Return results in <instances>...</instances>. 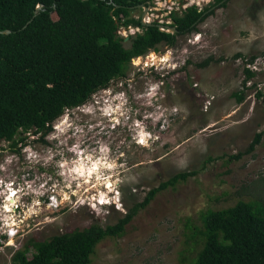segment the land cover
Listing matches in <instances>:
<instances>
[{
	"label": "rangeland",
	"instance_id": "rangeland-1",
	"mask_svg": "<svg viewBox=\"0 0 264 264\" xmlns=\"http://www.w3.org/2000/svg\"><path fill=\"white\" fill-rule=\"evenodd\" d=\"M192 4L213 0H148L129 14L170 24L171 10ZM212 9L197 30L133 58L122 78L65 110L43 139L0 143V264L17 250L30 257L31 239L115 224L181 171L195 174L158 192L121 235L101 239L89 264H189L202 212L238 200L264 205V135L252 145L264 130L256 96L264 91V0ZM134 32L119 28L125 41ZM251 56L258 72L244 89Z\"/></svg>",
	"mask_w": 264,
	"mask_h": 264
},
{
	"label": "trees",
	"instance_id": "trees-1",
	"mask_svg": "<svg viewBox=\"0 0 264 264\" xmlns=\"http://www.w3.org/2000/svg\"><path fill=\"white\" fill-rule=\"evenodd\" d=\"M146 1L0 0V31H11L0 32V143L25 144L29 135L43 139L65 110L85 104L92 94L122 78L133 58L159 43L174 45L179 36L197 30L214 5L224 7L229 0L171 10L172 23L143 25L140 16L129 13ZM38 4L42 7L36 11ZM127 26L140 31L125 41L118 30ZM169 27L175 32L166 31ZM244 72L241 85L245 89L255 73L246 67ZM244 89L233 93L238 102ZM256 96L264 105V91H257ZM20 133L24 135L15 138ZM262 135L264 130L255 135L252 145ZM193 174L181 171L160 182L113 225L91 224L49 239H31V256L17 250L11 264H89L101 239L121 235L140 207ZM201 220V228L192 233V237L199 236L200 248L189 264H264V205L238 200L232 206L202 212Z\"/></svg>",
	"mask_w": 264,
	"mask_h": 264
},
{
	"label": "built area",
	"instance_id": "built-area-1",
	"mask_svg": "<svg viewBox=\"0 0 264 264\" xmlns=\"http://www.w3.org/2000/svg\"><path fill=\"white\" fill-rule=\"evenodd\" d=\"M134 27H136V26H134ZM125 28H128V30H129V29H131V26H127ZM138 31H140V29L138 27H136V32H138ZM136 32H134V33H136ZM118 33H119V30H118ZM134 33H132V34H134ZM256 63H257V61L254 59L251 62L246 61L245 65H246V68L250 69L251 71H253L254 73L257 74L258 71L256 68ZM7 234H8V236H14L13 231H10V230L7 231Z\"/></svg>",
	"mask_w": 264,
	"mask_h": 264
},
{
	"label": "water",
	"instance_id": "water-1",
	"mask_svg": "<svg viewBox=\"0 0 264 264\" xmlns=\"http://www.w3.org/2000/svg\"><path fill=\"white\" fill-rule=\"evenodd\" d=\"M141 5H143V4H141ZM140 5V6H141ZM42 7V5L41 4H38L37 6H36V11H38L40 8ZM141 23L143 24V25H148L149 23H145V22H143L142 20H141ZM28 24V22L23 26V28L24 27H26V25ZM170 28V27H169ZM163 29V28H162ZM166 31H168V30H166ZM1 33H10L11 31L10 30H8V29H6V30H3V31H0ZM170 32H175V28H171V31Z\"/></svg>",
	"mask_w": 264,
	"mask_h": 264
},
{
	"label": "clouds",
	"instance_id": "clouds-1",
	"mask_svg": "<svg viewBox=\"0 0 264 264\" xmlns=\"http://www.w3.org/2000/svg\"><path fill=\"white\" fill-rule=\"evenodd\" d=\"M16 192H13V195L15 194Z\"/></svg>",
	"mask_w": 264,
	"mask_h": 264
},
{
	"label": "bare ground",
	"instance_id": "bare-ground-1",
	"mask_svg": "<svg viewBox=\"0 0 264 264\" xmlns=\"http://www.w3.org/2000/svg\"><path fill=\"white\" fill-rule=\"evenodd\" d=\"M109 186V185H108ZM112 187V186H111Z\"/></svg>",
	"mask_w": 264,
	"mask_h": 264
}]
</instances>
